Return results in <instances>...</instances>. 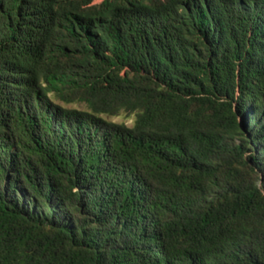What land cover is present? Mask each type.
Returning a JSON list of instances; mask_svg holds the SVG:
<instances>
[{"label": "trees", "instance_id": "trees-1", "mask_svg": "<svg viewBox=\"0 0 264 264\" xmlns=\"http://www.w3.org/2000/svg\"><path fill=\"white\" fill-rule=\"evenodd\" d=\"M0 264H264V0H0Z\"/></svg>", "mask_w": 264, "mask_h": 264}, {"label": "clouds", "instance_id": "clouds-1", "mask_svg": "<svg viewBox=\"0 0 264 264\" xmlns=\"http://www.w3.org/2000/svg\"><path fill=\"white\" fill-rule=\"evenodd\" d=\"M140 114L142 115V113ZM136 121H137V115L135 112L130 114L125 113L124 116L121 117V120H112L110 122V126L124 128L125 130L128 131H134Z\"/></svg>", "mask_w": 264, "mask_h": 264}, {"label": "rangeland", "instance_id": "rangeland-1", "mask_svg": "<svg viewBox=\"0 0 264 264\" xmlns=\"http://www.w3.org/2000/svg\"><path fill=\"white\" fill-rule=\"evenodd\" d=\"M103 0H97V2H102ZM50 97H53L52 95H49ZM58 103L68 107V108H76V109H81V110H88V106L85 103H74V104H66L61 101H57ZM124 114L120 116H108L104 115L103 117L110 119V120H121V117H123Z\"/></svg>", "mask_w": 264, "mask_h": 264}]
</instances>
